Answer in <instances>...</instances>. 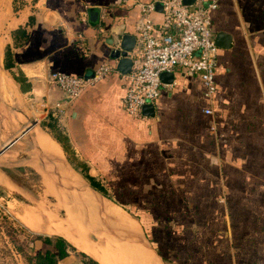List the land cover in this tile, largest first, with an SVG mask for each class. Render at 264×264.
I'll return each instance as SVG.
<instances>
[{
	"label": "crops",
	"instance_id": "crops-1",
	"mask_svg": "<svg viewBox=\"0 0 264 264\" xmlns=\"http://www.w3.org/2000/svg\"><path fill=\"white\" fill-rule=\"evenodd\" d=\"M117 1L0 0V92L39 124L53 122L59 141L42 127L69 163L127 195L140 227L174 239L177 261L264 264V0H218L210 10L211 101L198 74L175 67L148 115L123 108L119 72L69 100L50 81L53 71L114 63L108 39L135 34L139 20L136 5ZM150 17L160 19L155 3Z\"/></svg>",
	"mask_w": 264,
	"mask_h": 264
},
{
	"label": "built area",
	"instance_id": "built-area-1",
	"mask_svg": "<svg viewBox=\"0 0 264 264\" xmlns=\"http://www.w3.org/2000/svg\"><path fill=\"white\" fill-rule=\"evenodd\" d=\"M159 2L160 19L153 21L150 12L154 3ZM218 0H118L120 7L136 5L139 20L136 24L135 41L126 55L131 58L129 71L121 73L114 63L99 64L91 77L74 75L62 71L49 73L53 82L69 100L77 97L94 79L108 71H116L124 82L121 97L123 108L132 115H140L144 104H153L164 84L160 73L182 67L198 74L203 84V95L212 100L215 90L214 68L216 63V44L210 28V10L217 6ZM118 46V40L110 44V49ZM204 112L210 113L206 107Z\"/></svg>",
	"mask_w": 264,
	"mask_h": 264
},
{
	"label": "rangeland",
	"instance_id": "rangeland-1",
	"mask_svg": "<svg viewBox=\"0 0 264 264\" xmlns=\"http://www.w3.org/2000/svg\"><path fill=\"white\" fill-rule=\"evenodd\" d=\"M16 5V3L13 4V6ZM3 78L0 70V84H2ZM2 94L3 93L0 92V147L7 143L10 138L17 135L23 126L32 120V116L26 115L14 98L9 99L7 96L4 97L5 94ZM15 145L27 147L28 141L26 139H21L16 141ZM61 155L64 156L62 153ZM28 156L29 154L27 153H20L14 149H7L0 156V160L4 159L9 162L20 161ZM0 174L3 178L0 182V264H32L31 260L25 259L24 253L27 255L30 254L34 246L32 241L34 234H60L55 230L60 229L61 231L66 230L73 238L82 240L80 235L82 236L83 233L65 211L66 204L64 199L60 198L57 200L53 195L48 193L46 194V198H43V196H45L46 187L42 176L32 165L28 163L12 168L0 167ZM7 177L15 182H11V179L9 180ZM106 185L105 197L111 202L119 205L129 213L132 218H136L127 204L128 196L114 194L109 180H106ZM25 190L31 193L30 196ZM60 191H62V189ZM41 200L44 204H41ZM49 209L52 210V219L42 211ZM134 218V222L137 223ZM139 228L140 233L150 241L157 254L161 257L163 264H183L181 260H176L177 254H175V250L172 252L169 251L171 246L176 247L174 239H164L163 242L158 241L162 239L158 232L150 233L142 226H139ZM89 233H91V231H89ZM88 237L94 243L97 254L95 256L89 254L86 249L76 246L70 237L68 238L66 236L65 238L76 250L84 251L86 254L95 258L100 264H143L141 262L137 263L133 256L111 243L109 240L103 241V238H97L92 233L89 234ZM103 243H105L107 248L103 247ZM59 262V264H80L73 251L69 252L68 256Z\"/></svg>",
	"mask_w": 264,
	"mask_h": 264
},
{
	"label": "bare ground",
	"instance_id": "bare-ground-1",
	"mask_svg": "<svg viewBox=\"0 0 264 264\" xmlns=\"http://www.w3.org/2000/svg\"><path fill=\"white\" fill-rule=\"evenodd\" d=\"M1 85L4 86L3 82ZM6 95L8 94L6 93ZM31 132L35 135V138L37 139L41 148L53 160L55 167H57L58 170L66 177L70 179H75L76 178L75 174L72 173L67 168V164L61 156V150H60L59 145L56 143V141H54V139L51 136H49L48 133H46L38 125H34L31 128ZM29 165H32L43 178V182L46 187V190L44 193L45 196H43L44 199L46 198L47 193L53 195L57 200L60 198L64 199V202L66 204L65 211L67 215H69L70 218H72V220L77 225V227L80 229V231L83 233L82 236L80 235L82 240L73 238L70 234L67 233L66 230L61 231L60 229H55L57 232L62 234L64 237L66 236L68 238L70 237V239L75 243L76 246L86 249L89 254L94 255V256L97 255L95 247H94V243L88 237L89 234L91 233L97 238L98 237L103 238V241L109 240L111 243L117 245L122 250L126 251L128 254L133 256L137 263L141 262L143 264H160L159 259L149 249L145 248L143 245L139 244L138 242H132L130 240H125L118 236H112L108 234V231L110 230V224H105L100 229L96 228L99 225L97 218L101 216L102 217L105 216V217L112 218V220L115 221L116 224L120 225L121 227L129 231L140 233V228L138 224L135 223L132 216H130V214L127 213L124 209H122L119 205L112 203L105 198L94 196L89 189L83 188L81 186H80L82 188L81 195H77L73 192L60 191L59 188H57V186H55L49 180L47 175L37 166L36 162H31L29 163ZM2 179L3 178L0 174V182L2 181ZM80 197L81 199L84 200L85 204L83 205V207L75 211L74 208L78 204V200ZM40 202L41 204H44L42 200ZM96 208L98 209L95 213ZM42 211L45 212L49 218L52 219L51 209L42 210ZM82 221L87 222L88 226H86V228L89 231H91V233H89V231L85 228V226H83ZM54 226L56 227L55 224ZM103 247L107 248L105 246V243H103Z\"/></svg>",
	"mask_w": 264,
	"mask_h": 264
},
{
	"label": "water",
	"instance_id": "water-1",
	"mask_svg": "<svg viewBox=\"0 0 264 264\" xmlns=\"http://www.w3.org/2000/svg\"><path fill=\"white\" fill-rule=\"evenodd\" d=\"M183 3H191L193 0H182ZM155 8L160 10L161 5L159 2H155ZM217 36L221 35V32H217ZM216 36V37H217ZM135 41V35L132 33H122L121 36L118 39V46L115 48L110 49L109 51V57L112 59H116L115 62V68L121 72L126 73L129 71L130 65H131V58L126 55V51L131 50V48L134 45ZM215 43L217 42L215 38ZM109 44L112 43L111 38L107 41ZM93 74V71L88 72V74H84V77H91ZM169 72L163 71L160 73V79L163 82H166L168 79ZM153 112V105L148 103L144 104L141 107V113L142 114H152ZM34 125H38L40 128L44 130V128L37 122V120L32 119L29 121V123L25 124L23 128L20 130V132L15 135L14 137L10 138V140L3 144L0 147V156L7 150V149H14L20 153H27L29 156L25 159H22L20 161H6V160H0V167L5 168H12V167H18L23 164H28L30 162H36L37 166L47 175L49 180L59 188V190L62 189V191L67 192H73L77 195H81L82 188L89 189L94 196L105 198L102 193H100L97 189H95L67 160L66 157L62 156L63 160L67 164V168L75 174V179H70L63 175L57 167H55V164L53 160L49 157V155L41 148L39 145L37 139L35 138V135L31 132V128ZM46 133H48L46 130H44ZM50 136V134L48 133ZM21 139H26L28 141L27 147H19L15 145V142ZM8 178V177H7ZM9 179V178H8ZM11 179V178H10ZM9 179V180H10ZM11 182H15L11 179ZM81 186V187H80ZM27 194L30 196V192L25 190ZM110 201V200H109ZM111 202V201H110ZM113 203V202H112ZM85 204L84 200L81 199V197L78 200V204L75 206V211L79 208L83 207ZM99 208V207H98ZM95 209V213L97 209ZM77 213V212H76ZM78 214V213H77ZM98 226L97 229L102 228L105 224H110V230L108 231V234L112 236H118L125 240H130L132 242H138L139 244L143 245L145 248L149 249L158 259L160 264L162 263L161 257L157 254L154 247L151 245L150 241L141 233H137L134 231H129L120 225L116 224L115 221L112 220L110 217H98ZM112 220V221H111ZM83 222V221H82ZM83 226H88L87 222L82 223Z\"/></svg>",
	"mask_w": 264,
	"mask_h": 264
},
{
	"label": "trees",
	"instance_id": "trees-1",
	"mask_svg": "<svg viewBox=\"0 0 264 264\" xmlns=\"http://www.w3.org/2000/svg\"><path fill=\"white\" fill-rule=\"evenodd\" d=\"M20 32L24 34V30L20 27L17 28ZM7 51L8 46L4 48L3 55V66L6 68L10 64L7 62ZM17 79L16 75H13ZM41 126H47L53 138L59 141V137L53 132L54 123L51 121L42 120L40 122ZM78 171V170H77ZM95 189L106 196L105 186L102 185L98 180L86 177V174L82 171H78ZM32 241L34 246L30 254H25L24 257L27 260H31L32 264H59V261L64 257L68 256L69 252L73 251L76 258L79 260L80 264H100L95 258L86 254L82 250H76L75 247L62 235L51 234V235H41L34 234Z\"/></svg>",
	"mask_w": 264,
	"mask_h": 264
}]
</instances>
